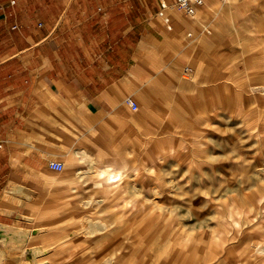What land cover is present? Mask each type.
Here are the masks:
<instances>
[{"label":"rangeland","instance_id":"374dc122","mask_svg":"<svg viewBox=\"0 0 264 264\" xmlns=\"http://www.w3.org/2000/svg\"><path fill=\"white\" fill-rule=\"evenodd\" d=\"M247 13H253L255 21L245 16L238 31L231 26L224 32V57L212 45L220 34L203 23L199 32L186 33L187 41L201 42L202 54L182 65L183 74L165 96L145 104L134 97L139 107H128L122 122L68 132V142L59 146L63 159L54 158L64 161V168H45L23 187L27 210L12 227L30 230L24 247L11 240L7 226L1 228V264L58 262L65 256L54 253L55 241L65 231H73L77 238L90 236L74 213L91 214L97 224L106 223L91 235L95 238L91 242L123 246L128 254L150 262L264 264V0ZM206 35L211 37L209 46L202 42ZM150 109L154 113H145L153 118L144 115ZM98 127L97 140L91 143L95 148L107 153L114 146L130 165H139L140 174L124 185L131 199L145 201V212L109 206L89 183L84 184L91 176L90 164L69 148ZM157 140L166 143L161 142V160L152 161ZM164 144L171 149H164ZM172 147L178 150L173 152ZM31 189L35 192L29 194ZM88 198L93 211L83 212ZM69 224L70 230L60 232ZM34 241L51 249L34 256L29 250ZM112 256L114 261L115 253Z\"/></svg>","mask_w":264,"mask_h":264},{"label":"crops","instance_id":"0c3cea01","mask_svg":"<svg viewBox=\"0 0 264 264\" xmlns=\"http://www.w3.org/2000/svg\"><path fill=\"white\" fill-rule=\"evenodd\" d=\"M259 1L206 0L187 15L175 0H0V230L23 220L24 185L51 168L69 131L122 122L130 97L165 96L202 54L186 33L203 23L224 57V32L255 21ZM100 127L69 150L102 153L91 144Z\"/></svg>","mask_w":264,"mask_h":264},{"label":"bare ground","instance_id":"6f19581e","mask_svg":"<svg viewBox=\"0 0 264 264\" xmlns=\"http://www.w3.org/2000/svg\"><path fill=\"white\" fill-rule=\"evenodd\" d=\"M150 130H148V132L152 131ZM161 142L166 143V140H157L154 143L157 146H155V151L151 153L152 161L153 159L161 160L162 158ZM166 145L167 144H164L163 148L169 151L171 148ZM182 147L185 148L186 146ZM177 150L178 148L172 147L173 152ZM80 152V161L83 163L90 164L88 172L91 173V176L86 180V182H84V184L89 183L88 187H90L94 192L97 193L94 194H101V196L108 203L109 206L123 207L124 212H128V210L130 212H133V209H135V207L139 210L142 209V212L146 211L147 206L145 205V201L142 198L131 199L128 193L129 187L124 185L127 179H129L130 181L131 179H135L136 176L140 174L138 164L130 165L128 163L129 161L127 160V157H125V155L123 154H118L115 151L114 146L107 153H104L100 150L99 152L102 153L96 154L87 150L86 148H82ZM81 172V170H77V174H80ZM154 191L156 193L159 192L158 189H154ZM32 192H35V189L28 190L29 194H31ZM91 199L92 198H88L86 203L82 205L81 208H83V212L93 211L91 208H94V205L91 204V202H93L91 201ZM100 202L98 203V205H100ZM124 212H121L120 217ZM72 214L73 213H71L70 216ZM76 214L77 213H74L72 216L77 217V222L80 225L85 226L83 227L86 229L85 235L88 234L90 236H81L77 238L76 234L73 233V231H65L62 235L60 234L61 236H59V239H56L55 241L57 246L56 248H54V253H56L57 255L58 253H64L65 257L61 256L59 258V260L61 261L59 262L58 260V262H55L53 264H80L83 260L86 264H158V261L154 263L147 260L144 256H136V253H134V255L133 252H130V254H128L127 251L123 250V246L112 247L113 245H109L108 243L100 242L95 244L94 242H91L92 240H95V238L91 235L97 234L102 231L105 228L106 223L102 222L103 225L97 224L98 221L93 219L90 216L91 214H81V217H78ZM59 221L63 220L59 219ZM75 222L76 220L74 219L72 223ZM58 223L59 222H52L50 225L54 226V224ZM174 223H176V221H171V224ZM176 224L181 225L180 222H177ZM69 226L70 224L63 226V229H61L60 232L66 230L65 228H68V230H70ZM7 227L9 230L8 235L11 236V240H15L18 243V248L24 247L21 245H24L25 242L28 240L27 238L30 230L19 229L17 227L12 226ZM98 237L99 235L97 236V238ZM79 247L80 250H78ZM50 249L51 246H43L39 244L38 241L32 242L29 246V250L33 253L34 256L49 251ZM114 253L115 259L113 261L112 255ZM81 259L83 260L81 261ZM161 264H176V262L164 263L161 261ZM179 264L186 263L182 261Z\"/></svg>","mask_w":264,"mask_h":264},{"label":"built area","instance_id":"2783aa9c","mask_svg":"<svg viewBox=\"0 0 264 264\" xmlns=\"http://www.w3.org/2000/svg\"><path fill=\"white\" fill-rule=\"evenodd\" d=\"M175 4L178 8H180L185 14L187 15H195L198 8L203 6L206 2V0H175ZM226 1V0H222ZM166 4H163L165 6ZM185 70L190 71L191 68L189 66H186ZM128 104L133 110H136L138 108L137 102L133 98L127 99ZM49 166L56 170L61 171L64 168V163L59 160H51L49 163Z\"/></svg>","mask_w":264,"mask_h":264}]
</instances>
